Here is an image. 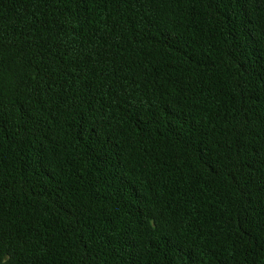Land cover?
Instances as JSON below:
<instances>
[{
    "label": "trees",
    "instance_id": "16d2710c",
    "mask_svg": "<svg viewBox=\"0 0 264 264\" xmlns=\"http://www.w3.org/2000/svg\"><path fill=\"white\" fill-rule=\"evenodd\" d=\"M0 264H264V0H0Z\"/></svg>",
    "mask_w": 264,
    "mask_h": 264
}]
</instances>
